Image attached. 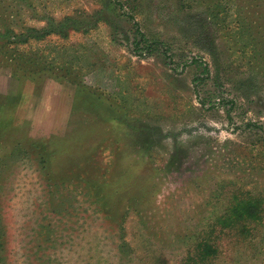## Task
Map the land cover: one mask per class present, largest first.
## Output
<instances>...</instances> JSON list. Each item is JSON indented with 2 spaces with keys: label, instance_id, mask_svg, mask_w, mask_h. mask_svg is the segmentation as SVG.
I'll return each mask as SVG.
<instances>
[{
  "label": "rangeland",
  "instance_id": "obj_1",
  "mask_svg": "<svg viewBox=\"0 0 264 264\" xmlns=\"http://www.w3.org/2000/svg\"><path fill=\"white\" fill-rule=\"evenodd\" d=\"M105 3L0 0V264H182L264 212V0ZM251 233L206 264H264Z\"/></svg>",
  "mask_w": 264,
  "mask_h": 264
},
{
  "label": "trees",
  "instance_id": "obj_2",
  "mask_svg": "<svg viewBox=\"0 0 264 264\" xmlns=\"http://www.w3.org/2000/svg\"><path fill=\"white\" fill-rule=\"evenodd\" d=\"M114 2L113 0H106L105 6L107 5L108 7H110ZM67 20L71 19L68 18ZM52 22L53 19H49L46 24L51 28V30L46 32V36L60 34L62 37H65L66 31L62 27L63 24L58 25L59 28L54 29L50 24ZM135 38V52H140L141 54H151L154 49L160 51L161 48L159 46L163 47V50L168 49L166 45L164 43H161L158 39H149L139 31L137 32ZM9 39H11L12 41H7L12 43L13 39ZM26 41L27 40L19 42H23L25 44ZM163 52L165 53L167 51ZM21 76L26 77V72ZM73 81L76 87L80 88L82 86L80 85L81 83L79 81ZM44 162L45 164H48L46 157ZM221 212L222 213L208 225L206 231L207 233L205 232L206 234L202 237V240L199 241L195 246L194 253L192 254L190 251H187V256L182 264H206L210 263L212 259L217 257V254L220 252V241L222 240L221 235H215L218 230L224 232V237H239L240 235L245 234V238H248L252 237L253 234L251 232L253 229L261 226L264 223V217L262 215L260 216V214L264 212L262 208H260L259 202L251 199L247 200L241 197L233 196L232 200H229L228 204L224 202V208L221 210Z\"/></svg>",
  "mask_w": 264,
  "mask_h": 264
}]
</instances>
